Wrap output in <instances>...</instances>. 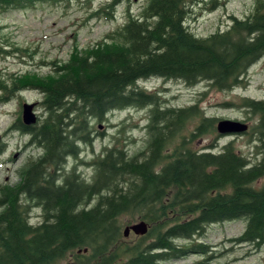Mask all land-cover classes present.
Returning <instances> with one entry per match:
<instances>
[{
	"label": "trees",
	"instance_id": "16d2710c",
	"mask_svg": "<svg viewBox=\"0 0 264 264\" xmlns=\"http://www.w3.org/2000/svg\"><path fill=\"white\" fill-rule=\"evenodd\" d=\"M46 1L0 0V12ZM120 1L88 19H113ZM193 1L145 0L139 15L126 8L125 23L102 40L84 48L73 44L66 61L41 62L48 69L44 75L0 72V102L35 91L46 114L34 126H24L20 117L12 125L41 154L20 168L16 184L0 186V264H57L67 255L73 264H162L207 256L211 252L201 242L206 227L237 220L244 229L230 242L253 250L264 246V184L255 185L264 177V100L243 98L240 104L258 117L260 159L251 164L232 142L218 152L213 145L192 149L196 138L215 132L216 119L204 117L197 105L159 107L158 96L137 85L162 79L231 91L264 58V0L204 38L185 26ZM27 52L9 43L0 26L1 56L29 57ZM146 106L144 150L129 156L122 147L105 148L92 162L90 182L74 170L64 172L79 146L91 143L93 122ZM190 123L194 129L181 136ZM33 208L41 212L36 225L29 222ZM125 215L146 222V235L126 240L119 223Z\"/></svg>",
	"mask_w": 264,
	"mask_h": 264
},
{
	"label": "rangeland",
	"instance_id": "374dc122",
	"mask_svg": "<svg viewBox=\"0 0 264 264\" xmlns=\"http://www.w3.org/2000/svg\"><path fill=\"white\" fill-rule=\"evenodd\" d=\"M112 0H47L34 8L0 12V26L8 42L26 49L28 56L0 55V72L25 73L37 72L44 75L47 66L41 62L53 60L66 61L73 44L84 48L102 40L107 34L121 27L126 21V8L132 15H139L145 0H122L114 9L113 19H88L91 13L110 3ZM255 0H194L188 5L185 26L197 37H207L216 31L226 29L230 17L242 18L251 11ZM147 93H155L159 98V107L184 108L197 105L204 117L214 118V127L218 121L233 120L247 124L248 130L240 136H219L212 132L196 138L189 145L194 150L206 146H215L213 152L232 142L235 151L247 158L251 164L260 157L256 154L254 131L258 117L243 109V98L264 100V58L250 67L243 84L231 91H218L207 82L189 86L182 81H164L152 79L138 84ZM34 104V112L40 121L46 117L40 105L41 96L35 91H21L0 102V186H12L18 182L17 172L31 159L37 158L41 150L29 145V138L12 129L13 123L21 118V105ZM232 104L225 106L224 104ZM150 106L127 108L109 113L105 121H95L90 127V144L80 145L79 156L68 158L65 173L73 170L85 182L93 175V160L105 148L122 147L129 156L144 150L147 142V125ZM194 129L188 124L181 136L187 137ZM264 184V177L255 185ZM93 204V202H92ZM40 209L33 208L29 213V222L36 225L40 221ZM125 215L119 219L121 232L126 226L137 223ZM244 229V221H228L206 227L201 238L208 250L207 256L189 254L180 259L165 261L162 264H264V246L253 250L248 246L234 244L230 240L237 238ZM132 233L126 240L133 239ZM178 245L184 243L177 242ZM211 257V259H207ZM57 264H73L71 255Z\"/></svg>",
	"mask_w": 264,
	"mask_h": 264
},
{
	"label": "water",
	"instance_id": "95a60500",
	"mask_svg": "<svg viewBox=\"0 0 264 264\" xmlns=\"http://www.w3.org/2000/svg\"><path fill=\"white\" fill-rule=\"evenodd\" d=\"M34 104L23 103L21 105V122L24 126H34L37 123V116L34 112ZM215 130L219 136H240L245 134L248 130V126L245 123L233 120H221L218 121ZM148 231V225L144 221H138L135 224L124 227L122 235L124 238H128L132 233L136 237L146 235ZM87 250H84V253Z\"/></svg>",
	"mask_w": 264,
	"mask_h": 264
}]
</instances>
